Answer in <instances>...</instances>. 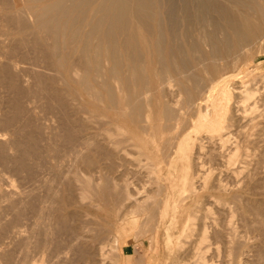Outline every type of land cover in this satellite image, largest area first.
I'll use <instances>...</instances> for the list:
<instances>
[{"label":"rangeland","instance_id":"rangeland-1","mask_svg":"<svg viewBox=\"0 0 264 264\" xmlns=\"http://www.w3.org/2000/svg\"><path fill=\"white\" fill-rule=\"evenodd\" d=\"M261 2L257 9L264 13ZM6 25L0 21V264H134L136 260L169 264L174 253L164 244L166 224L159 223L166 198L177 202L180 224L187 212L195 218L193 235L184 239L180 250L188 264L196 261L194 246L201 228L206 229L201 247L208 264H264V39L263 47L259 45L251 57L241 56L236 68L224 63L219 67L218 74L228 75L209 89L205 100L198 102L216 72L202 74L205 86L194 98H180L178 108L184 114L172 136H178L174 144L190 138V157L179 161L175 145L169 151L164 146L173 138L171 132L165 141L157 140V146L138 147V122L132 119L131 102L117 78L112 81L107 73L97 77V84L86 85L81 70L67 79L63 70L45 66L31 53L29 39L24 46H14L17 43L10 38L18 37L13 35L18 28ZM13 47L23 50L9 58ZM104 63L103 71L110 70V63ZM239 90H249L253 97L237 98ZM213 93L230 109L224 143L197 127L201 119H210L203 108L210 109ZM235 153L237 158L230 161ZM187 168L190 176L195 175L191 193L181 191ZM111 245L119 254L112 253ZM125 246L134 255H124Z\"/></svg>","mask_w":264,"mask_h":264},{"label":"bare ground","instance_id":"bare-ground-1","mask_svg":"<svg viewBox=\"0 0 264 264\" xmlns=\"http://www.w3.org/2000/svg\"><path fill=\"white\" fill-rule=\"evenodd\" d=\"M254 2L253 0H20L19 4L17 0H0V21L5 25L13 26L14 24L17 26L18 29L15 26L17 31H14L15 34L13 35L18 37L14 39L13 37L10 38L14 43H17L14 46L17 47L18 44L24 46L23 43L29 39L31 47L29 49H32V52H30L34 56L36 55L41 62H44L45 66L48 65L47 67L50 66L53 70H63L67 79H71L73 73L81 70L86 76V85L87 83H96L97 77L107 75V73L108 76L109 74L112 76H110L112 81L117 78L118 80H116L120 82L121 89L126 90L131 102L132 119L138 122V134L142 136L138 139V147L142 144V146H147L148 148L149 146H157V140L165 141L163 139L166 138L164 136H167L168 132H173L174 135L177 133V124L183 112V108H181L182 110L178 108L180 98L182 96H187L188 99L189 97L194 98L195 93L202 88V84L204 83L203 75L210 73L212 75L213 72L218 74L217 71L220 70V66L223 67V63L224 65L230 64L231 67L236 68L241 56L247 55L248 58L250 54L256 52L259 45L261 46L260 41L264 39V16H262L264 13L257 9L261 5V1L259 0V6H257V0H254ZM6 27L8 26L6 25ZM16 47L11 48L7 53L12 54L9 58H15L16 53L20 49L23 50L18 47L19 50L16 51ZM101 62L104 65V62L110 63L112 67H110V70L106 68L103 71L101 66L103 67L104 65H101ZM231 67L229 66L228 69ZM228 69L224 67L225 72ZM226 75L228 74H218L215 80L208 82V84L206 83L207 88L203 91V99L198 102L205 100V94L209 89L218 82H221V78ZM83 80L85 79L80 80V82ZM107 90L109 92V89ZM233 90L234 87L233 89L231 88V92ZM237 93L239 95V97L236 95L237 98L244 95V99L249 100L253 97L249 93V90H239ZM149 98H152V101L150 104H147L150 102H148ZM210 98V109L207 106L206 109L203 108V111L206 110L210 119H201V123L197 127L202 131L204 130L203 133L206 135H210L211 139L216 138L218 141L224 143L226 141L224 140L226 136L224 131L229 129L231 122L230 117H227L230 109L226 102L218 99L216 95L214 96V93ZM95 100L97 101L98 99L95 98ZM127 105L129 106V104ZM116 108L118 109V107ZM244 109V111H247V108ZM179 126L181 125L179 124ZM169 127L172 131L168 130ZM186 128L188 127L186 126ZM180 132L178 133L180 134ZM173 133L169 136H172ZM177 137L168 138L164 142V146L168 151L176 147L175 154L179 161H189L190 138L188 137L182 141L180 139L178 143L175 141L176 143L174 144V140H178ZM142 146L141 149H144ZM168 151L166 152L168 153ZM236 158L237 153L232 155L229 160L233 161ZM147 161H151V159H147ZM189 168L191 169V167ZM189 168L184 171L181 177V191L194 190L191 181L195 175L194 177H192L193 175H189ZM165 200L161 212H159V223L161 226L166 224L163 231L164 244H166V248H170L168 250L174 253V256H172L174 258L169 257V259L172 258L169 264H188L190 263H187L189 259L182 256L181 249L186 245L184 239H188L193 235V228L191 226H194L193 221L195 218L191 216V212L190 214L187 212V216L185 215L186 217L181 220L182 224H180L181 222H179L177 216L178 212H176L178 208L177 202L171 204L169 198ZM142 208L138 207V211H144ZM170 210L172 212H169ZM133 223L135 224L136 221H133ZM200 232V238L194 246L193 258L196 261L191 263L208 264L209 261L202 254L203 248L201 247L207 240L206 229L201 228ZM149 241V249L153 250L154 237H151ZM116 242L117 238L114 240V244ZM56 246L58 247V245ZM110 248V250H113L112 253L119 254V250L115 245H111ZM168 250L167 252H169ZM83 254L86 256L85 252ZM99 254L101 258L104 257L103 248L99 249ZM80 260L83 261L82 259ZM138 262L140 263V261L136 260L133 263L137 264Z\"/></svg>","mask_w":264,"mask_h":264},{"label":"crops","instance_id":"crops-1","mask_svg":"<svg viewBox=\"0 0 264 264\" xmlns=\"http://www.w3.org/2000/svg\"><path fill=\"white\" fill-rule=\"evenodd\" d=\"M125 248L126 249H124V250L125 251L127 250V251L126 252L125 251L123 252L124 255H126V254H133L134 255V252H132V251L130 252L129 247L125 246Z\"/></svg>","mask_w":264,"mask_h":264}]
</instances>
